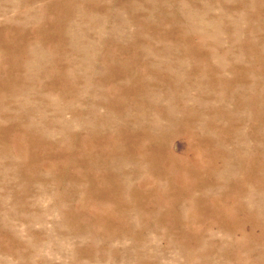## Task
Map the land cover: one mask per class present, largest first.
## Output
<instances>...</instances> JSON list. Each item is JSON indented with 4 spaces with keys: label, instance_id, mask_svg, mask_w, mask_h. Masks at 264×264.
<instances>
[{
    "label": "rangeland",
    "instance_id": "rangeland-1",
    "mask_svg": "<svg viewBox=\"0 0 264 264\" xmlns=\"http://www.w3.org/2000/svg\"><path fill=\"white\" fill-rule=\"evenodd\" d=\"M0 264H264V0H0Z\"/></svg>",
    "mask_w": 264,
    "mask_h": 264
}]
</instances>
